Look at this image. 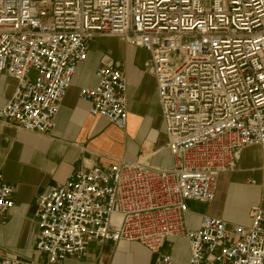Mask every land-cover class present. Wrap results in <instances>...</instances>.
<instances>
[{
  "label": "built area",
  "instance_id": "built-area-1",
  "mask_svg": "<svg viewBox=\"0 0 264 264\" xmlns=\"http://www.w3.org/2000/svg\"><path fill=\"white\" fill-rule=\"evenodd\" d=\"M97 37L149 53L172 164L75 168L38 196L36 253L55 264L82 259L93 244L129 242L155 264H264L261 206L251 207L249 226L209 214L195 224L187 207L214 203L220 175L235 171L245 149L259 147L264 160V0H0V79L16 81L0 123L49 134ZM95 76L79 98L125 130L126 76L110 59ZM13 194L0 171L3 226ZM168 240L186 243V261L175 246L163 250ZM0 264L40 263L6 254Z\"/></svg>",
  "mask_w": 264,
  "mask_h": 264
},
{
  "label": "crops",
  "instance_id": "crops-1",
  "mask_svg": "<svg viewBox=\"0 0 264 264\" xmlns=\"http://www.w3.org/2000/svg\"><path fill=\"white\" fill-rule=\"evenodd\" d=\"M149 57L144 49L119 38L97 37L74 75L49 134L17 132L0 123V171L14 188L15 202L8 223L0 224V256L12 254L48 264L35 251L37 199L55 182H64L75 168L92 164L105 167L121 160L134 161L141 155L155 167L171 166L155 80L145 69ZM103 59L117 63L128 80L125 130L105 117L90 115L91 103L79 98L81 88L97 85L95 72ZM15 86L10 76L0 79V106L11 99ZM153 150L156 152L149 155ZM256 205L264 209V160L260 148L254 146L242 152L235 171L220 175L215 202L202 213L190 210L189 219L196 224L201 215L209 214L249 226V211ZM155 259V254L137 243L120 242L103 247L93 244L82 259L67 258L55 264H155Z\"/></svg>",
  "mask_w": 264,
  "mask_h": 264
},
{
  "label": "rangeland",
  "instance_id": "rangeland-1",
  "mask_svg": "<svg viewBox=\"0 0 264 264\" xmlns=\"http://www.w3.org/2000/svg\"><path fill=\"white\" fill-rule=\"evenodd\" d=\"M35 72L33 71L31 73V76H34ZM147 147V146H145ZM154 152H156L155 150L152 151V153H150L149 155L153 154ZM143 154V152H142ZM142 156V155H141ZM138 157L137 160H145V157ZM189 210H193L196 212H205L207 210V208L209 207L208 204L205 203H201V202H196V201H191L188 202L187 205ZM172 246H175L174 248V254L176 256H179L181 260H185L188 258V252H187V247H186V243L183 241H175V240H168L165 245L163 250H169Z\"/></svg>",
  "mask_w": 264,
  "mask_h": 264
}]
</instances>
